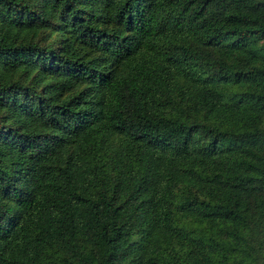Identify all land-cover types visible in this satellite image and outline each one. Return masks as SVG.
Returning a JSON list of instances; mask_svg holds the SVG:
<instances>
[{
	"label": "trees",
	"instance_id": "16d2710c",
	"mask_svg": "<svg viewBox=\"0 0 264 264\" xmlns=\"http://www.w3.org/2000/svg\"><path fill=\"white\" fill-rule=\"evenodd\" d=\"M0 264H264V0H0Z\"/></svg>",
	"mask_w": 264,
	"mask_h": 264
}]
</instances>
